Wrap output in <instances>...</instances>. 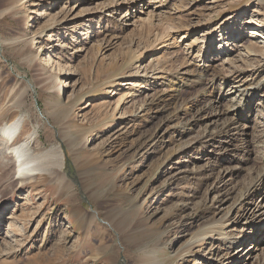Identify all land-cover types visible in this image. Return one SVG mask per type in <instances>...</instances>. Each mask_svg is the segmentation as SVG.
I'll return each instance as SVG.
<instances>
[{
  "label": "rangeland",
  "instance_id": "obj_1",
  "mask_svg": "<svg viewBox=\"0 0 264 264\" xmlns=\"http://www.w3.org/2000/svg\"><path fill=\"white\" fill-rule=\"evenodd\" d=\"M257 66L264 0H0V126L22 116L23 131L34 133L31 152L63 161L26 181L12 158L18 181L0 188V255L14 264H152L147 251L160 243L159 264H262L264 211L247 222L246 213L264 204V178L239 212L237 253L211 256L209 237L185 241L201 238L213 213L221 216L246 187L249 170L264 167V68L263 108L259 98L251 104L225 151L214 143L176 152L184 125L197 136L223 117L198 123L193 109L174 115L162 107L180 87L182 99L195 100L197 87L176 80L171 90L191 68L223 84L250 80ZM227 89L214 94L233 98ZM221 158L234 171L224 184L217 170H199ZM10 227L25 237H11Z\"/></svg>",
  "mask_w": 264,
  "mask_h": 264
},
{
  "label": "bare ground",
  "instance_id": "obj_2",
  "mask_svg": "<svg viewBox=\"0 0 264 264\" xmlns=\"http://www.w3.org/2000/svg\"><path fill=\"white\" fill-rule=\"evenodd\" d=\"M14 1V0H13ZM17 2V1H16ZM12 5V4H11ZM14 5V4H13ZM251 51L257 52L260 50L259 47L251 45ZM197 66V65H196ZM257 66L256 69H254L250 73V80H240L237 77H226L222 78L223 84H219V81H217L216 78H213L211 74L208 75V72L206 69L202 68L199 69L196 72V69L193 70L191 68V71L189 73L193 72V76H190L189 74L186 78L182 79L181 77H174L172 79V86L171 90L174 87V84L179 81V84L182 86H193L194 88L197 87V95L195 97V100L190 101L186 99H182L181 95L179 94V89L176 88L173 89V95H170V99L166 100L163 103V111L165 112H173L174 115H176V111H186L191 112L193 109L197 112L199 115L197 117V122L201 123L202 120L207 117L211 119H217L218 117H223L222 124L220 128H218L219 124L218 121L215 120L212 122L209 121V124H205L203 134L197 135V136H190L189 132L191 131V126H185L183 129L179 132L177 131V135L182 137L183 139L181 142H178L177 148L175 151H180L182 154H185L190 148L192 144L201 145L205 147L206 145H213L218 144L220 145L221 150H226V147L228 144H231L232 141L236 139V136H238L237 129L239 124V119L243 116V119L245 120V117L247 118L249 116V107L252 103L257 101L258 104L261 105L262 102H260L261 98L258 97V92L262 90L261 83L257 81L258 76L264 68V66L261 68ZM187 75V74H186ZM211 76V77H210ZM248 76V77H249ZM257 76V77H255ZM165 81H168L167 79ZM171 81V80H170ZM222 88L228 87L227 91L234 94L233 98H228L227 94L217 97L215 96V91L218 89L219 85ZM193 96V95H192ZM184 97V96H183ZM263 97V96H262ZM222 101H226L225 103H222ZM259 105V106H260ZM262 107V105H261ZM263 108V107H262ZM218 111V115L216 114ZM251 111V110H250ZM216 112V113H214ZM264 112V111H263ZM262 112V113H263ZM260 115V114H259ZM264 118V115H263ZM256 119V118H255ZM34 134V133H33ZM33 134L30 132H24L22 127V116L17 115L14 119L11 121L5 122L0 126V188L3 186L4 183L7 184V187H12L15 185L17 179L20 180H26V181H32L35 179V176L38 174H50V165L54 166V164L57 165L58 169H61L63 166V161L60 155L54 156L52 155L51 151H46L44 153H34L31 152V142L33 141ZM150 135V134H149ZM188 135V136H187ZM154 137V138H153ZM158 138L157 134L154 136L149 137L146 140H143V144H146L148 140H155ZM19 139V140H18ZM70 140V139H69ZM154 143V142H153ZM73 145L76 147V145L73 143ZM141 146V145H140ZM217 146V145H216ZM226 146V147H225ZM257 147L259 148V152L264 156V140H259ZM238 150L243 149L242 147L237 148ZM260 154V155H261ZM12 158L16 160L18 163V171L15 173L17 175V179L11 178L12 173H14L15 169V162H12ZM264 159V158H263ZM56 160V161H55ZM261 161V159H260ZM228 162V164H227ZM230 160H227L225 158H221L218 163L215 165H212L211 163L206 166V168L199 169L200 171L204 172H210V171H216V178L218 179V183L221 184L226 181V178L233 173V167H229ZM235 164V162H234ZM255 172L252 170H249L248 175L246 177L247 184L246 187L239 188L238 190V196L232 201V204L225 207V210L221 212V216L217 217L212 211L210 213H213L212 218L207 221V224L201 228V232L203 236L201 238H195V236H192L191 238L187 239L185 242H201V244L206 240V238L209 237V243L211 245V248L209 249V254L212 256L213 253L218 252L217 255L221 253V250L224 248L226 250V253L224 255L228 256L232 253H237L241 246L239 245L241 242V239L243 237V230L239 227L241 226L244 228V223H242L241 220V213L240 211H243L244 205L248 203L249 198L251 197V192L253 193L254 190L261 189V184H263L262 179L264 178V167L263 169L259 167H252ZM199 172V171H196ZM185 176H188V173H185ZM14 175V174H13ZM198 175V174H197ZM201 177V176H200ZM204 178V177H203ZM202 178V179H203ZM218 188V187H217ZM233 191L236 189L233 187ZM219 189V188H218ZM214 190L216 192V187H214ZM220 192V191H218ZM1 194V191H0ZM220 195V194H219ZM217 196V197H216ZM216 197V203L222 205V200L219 199V196L216 192V194L213 196ZM261 201H264V194L260 196ZM213 202V201H212ZM225 202V201H224ZM224 205V204H223ZM222 207V206H220ZM212 208L211 210H213ZM261 211H264V204L261 206L256 207L253 211L252 209L246 213L248 215L247 220L253 219V217L256 215V213H260ZM264 213V212H263ZM245 214V215H246ZM217 217V218H216ZM262 221L264 219V214L260 216ZM146 218H143L145 221ZM258 221V222H260ZM256 224V222H255ZM239 228V230H238ZM23 230H25L23 228ZM19 231L22 232L19 228L15 229L14 227H10V236L14 237H25L24 235L19 236ZM238 231V232H236ZM260 232H264L262 229ZM13 233V234H12ZM213 235L218 236L215 238ZM191 239V240H190ZM218 242L217 244H215ZM200 244V245H201ZM155 245L153 249L150 251H147L148 257L150 260H152V264H159L157 254L159 253L158 247L161 246L160 243H154ZM215 246H218L216 249ZM255 248L250 246L245 248V250L242 252L243 258H246L250 251L254 250ZM189 255H191L189 253ZM8 256L4 257L0 255V264H9L8 263ZM224 257L222 259H224ZM239 259V258H238ZM237 259V262H238ZM14 264V263H10ZM221 264V263H220ZM238 264V263H236ZM241 264V263H240ZM262 264H264V258L262 259Z\"/></svg>",
  "mask_w": 264,
  "mask_h": 264
}]
</instances>
